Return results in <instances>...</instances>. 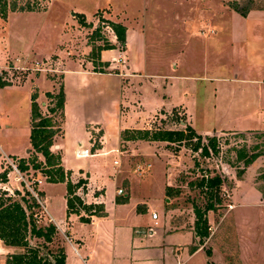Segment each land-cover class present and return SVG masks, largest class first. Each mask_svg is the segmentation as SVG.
I'll return each instance as SVG.
<instances>
[{"label":"rangeland","instance_id":"obj_1","mask_svg":"<svg viewBox=\"0 0 264 264\" xmlns=\"http://www.w3.org/2000/svg\"><path fill=\"white\" fill-rule=\"evenodd\" d=\"M5 2L7 7L13 4L16 9L29 4L34 10L12 12L6 9L5 19L0 18V83L5 85L0 87V157L3 152L9 158L1 163H6L2 167L11 172L9 179L5 177L4 182L0 179V195L3 193V198L19 201L20 196L27 192L29 197L25 198L29 203L33 198L39 206L31 211L36 226L51 224L40 213L39 184L31 181L32 170L20 173L21 179L17 175L15 160L24 157L30 148L29 98L35 94L40 114L60 125L57 113L49 114L47 111L54 100L48 99L45 93L56 94L59 91L63 64L64 69L70 71L76 68L77 63L72 59L77 58L81 65H85L88 59H96L93 52L97 47L106 45L122 51L110 24H119L125 31L137 29L146 45L145 71L149 75L156 73L188 78L179 87L183 94L181 99L165 90H156L157 94L152 96L144 84L138 92L127 90L119 112L117 104L110 108L107 101L113 94L116 95L114 103L119 101L113 81L89 77L85 86L111 92L104 91L95 100L91 95L82 99L77 81L67 77L66 90L75 116L79 117L75 107L80 104L87 118H98L101 112L105 113L101 119L108 135L109 149L116 148L118 127H141V130L148 128L150 131L183 130L190 122L180 109L174 112L160 110L148 118L154 107L170 109L178 103L186 107L196 133L218 128L243 131L201 135L200 144H207L209 137L216 139L218 151L209 152L208 156H201L199 150L191 151L195 138L179 144L123 142L119 144V153L112 151L94 160L88 157L77 159L70 153L69 166L80 164L84 172L89 171L94 180L104 186L106 198H115L118 187L124 197L129 195L139 204H146L145 221L139 217L134 221L128 218L121 222L118 218H123L124 213L119 215L116 212L117 222L95 227L82 225L76 220V214L67 213V236L56 232L52 242L44 245L42 240L26 236L28 246L39 247L42 256L48 252L55 254L56 247L60 246L65 264H83L82 260L86 264H264V0ZM232 8L245 11V16ZM74 14H83L85 27L77 22ZM131 36L129 31V57L137 62V58H133L137 54L134 52L135 44L130 41ZM87 46L90 51L84 53ZM115 55L116 52L106 51L102 58L110 60ZM118 61L123 69V58H118ZM105 64L103 67L95 66L94 70L90 65L88 71L117 73L115 68L107 67L108 62ZM38 90L42 91L40 98ZM164 95L169 99L163 98ZM159 100L163 101L161 106ZM174 117L183 119V123H178ZM248 129L254 130L244 131ZM70 132L82 142L86 140L83 126H72ZM90 132L92 152L99 147L101 130L96 128ZM59 138L60 134L53 138L51 147V151L57 154ZM72 147L70 144L69 149ZM237 151L244 154L241 160L237 159ZM256 152L260 156L245 166L244 161ZM27 157L28 152L23 159ZM113 159L120 164L118 168L112 165ZM37 160L42 162L40 158ZM10 161L15 170L9 165ZM83 171L75 173L72 181L68 178L70 173L63 172L73 188L72 196L79 200L73 204L74 211L88 218L86 206H91V212L103 213V194L102 191L95 192L92 184H88ZM34 175L41 182L39 188L48 202L50 215L60 218L64 214L66 217L62 207L65 186L43 183L46 180L40 172ZM214 176L220 180V185L212 191L214 210L204 213L208 235L200 240L194 233L193 207L202 210L207 196L195 184L201 177ZM8 181L12 187L5 185ZM166 182L170 186L168 189ZM14 187L15 190L12 189ZM122 195L119 198H123ZM150 211L157 215L155 222L150 221ZM143 221L145 227L142 226ZM115 226H133L135 231L149 229V232L143 236L130 229L123 234L114 232ZM148 234H151L149 239ZM79 238L86 249L80 248L75 241ZM0 246H3L1 242ZM4 248L7 251L0 249V264H4L8 255L23 251L16 247Z\"/></svg>","mask_w":264,"mask_h":264},{"label":"trees","instance_id":"obj_2","mask_svg":"<svg viewBox=\"0 0 264 264\" xmlns=\"http://www.w3.org/2000/svg\"><path fill=\"white\" fill-rule=\"evenodd\" d=\"M6 9L10 11H33V7L26 4L24 8L16 9L13 4L7 7L5 0H0V18L5 19ZM233 9V8H232ZM235 12L242 16H245V11H238L233 9ZM74 18H77V22L85 27L84 16L82 14H74ZM87 26V24H86ZM110 28L114 33L119 46L123 47L125 42V28L119 24H110ZM113 49L111 46L97 47L95 49L94 57L97 59L98 53L102 50ZM95 59V60H96ZM93 70L95 69L96 63L92 60ZM106 66V64H103ZM101 66V65H99ZM98 73H103L100 71H93ZM5 86L0 83V87ZM45 96L54 100L52 107L48 108L49 114H55L59 116V122L61 123L63 115L62 108L64 102V96L62 92V87L56 94L45 93ZM36 95L31 94L30 100V113H29V135L28 141L30 145V151H28L27 159H18L16 169L19 173H26L29 169L33 171L40 172L46 180V183L56 184L64 183L65 185V205L66 214H76L74 211V203H79V200L72 196L73 188L71 184L66 181L62 167L60 166V157L57 153L51 151L53 146V138L60 134V125L53 121L50 117H43L36 104ZM174 112V109H172ZM177 119L178 123H183V119ZM191 138H195L196 143L191 148V151L196 152L199 150L201 156H208L209 152L217 153L216 139L213 137L208 138L207 144H200L201 136L194 133V131L185 125L183 130H163L155 129L150 131L148 129H137V130H124L120 134V140L124 142L128 141H147V142H165V143H182L183 141H188ZM237 159L241 160L244 157L242 151H237ZM37 155H40L43 162L37 160ZM259 153L251 154L245 161L244 165H250L257 157ZM195 165V164H194ZM1 181H5V173L0 174ZM220 185V180L214 176L211 178L201 177L200 180L195 184V187L199 191L207 196V201L202 210L197 207H193V214L195 217L194 221V233L199 239H205L208 235L207 227L205 224L204 213L208 211H213L214 206L212 204V191L217 190ZM194 187V185H193ZM168 189V188H166ZM167 192V190H166ZM24 196H20L19 201L13 200L11 197L3 198L5 194L0 195V242L3 246L22 248L23 251L16 252L8 255L4 261V264H65V257L63 254V249L60 246L56 247L55 254H48L42 256L39 254V247H30L27 244L26 236L34 239L42 240L44 244H50L53 240V236L56 234V229L54 225L49 224L47 226L38 227L35 224V219L32 214V210L38 208V204L33 198L29 201L25 197H29L27 192H24ZM166 194V193H165ZM14 195L18 196V193L14 192ZM41 196L42 194L39 193ZM73 210V212L71 211ZM91 206L85 207V212L88 217L90 216H102L98 212H91ZM101 210V209H100ZM26 211H28L26 213ZM80 222L87 223L88 218H80ZM45 247V246H42ZM46 248V247H45ZM209 255V252L206 251Z\"/></svg>","mask_w":264,"mask_h":264},{"label":"crops","instance_id":"obj_3","mask_svg":"<svg viewBox=\"0 0 264 264\" xmlns=\"http://www.w3.org/2000/svg\"><path fill=\"white\" fill-rule=\"evenodd\" d=\"M83 15V14H82ZM85 18V17H84ZM129 31L132 32V36L130 41L132 42V44H135V50L134 52H136V56H133V58H137V62L136 61H132L131 57H129L130 54V48H129ZM125 42L123 47H121L122 51H119L118 49H110V50H102L98 53L97 59L94 60V62L96 63V66L101 65L100 67H103L106 62L109 63V65H107V67L109 66V69L115 68L117 70V73L114 75H110V74H104V73H98V72H89L88 71V67L91 65L93 68V64H92V60H87L85 65H81L79 60L77 58H74L72 60H74V62H76V68L73 70H68V69H64V64L62 66V73H61V87H62V92H63V96H64V102H63V108H62V121L60 123V138H59V146H57V149L59 151V157H60V166L62 167L63 171L70 173L71 176H69L68 178L70 179V181H72V177L74 176L75 173L79 172V171H83L82 170V166L80 164H76L74 167L73 166H69L70 162H69V158L68 155L71 153L74 155L75 158L77 159H83V158H92V160H94L95 158H100V157H105L107 155H109L112 151L114 153H119L118 151V147L120 143H123L124 141L120 140V131H124L127 129H137V128H120L118 127L115 133V137H116V148L114 149H109L107 147L108 144V140L106 137H108L105 126H104V120H102V116L105 114L103 112H101V117L99 116L97 117H90L87 118V115L84 114V110H83V106L78 105L75 107V109H78V113L79 117L73 114V112H71V100H69V95H68V91L66 90V85H65V80L67 77L71 76V78H74L77 81V84H79L80 88H79V93H81L82 99L85 98V95H91L92 98L95 100L97 99L99 96L102 95V93H104V91L107 92H111V90H94V89H90L88 86H85L87 84V82L89 81V77L91 79L95 78H105V80L107 79L108 82L113 81L114 82V88L116 93H118L119 95V101L114 103V98H115V94L112 95V97L109 99L108 98V104L110 105V108H112L114 106V104L118 105V111L120 112V105H122V102L124 101V97L127 96V90H133V92L135 91H140L142 88V84L147 85L149 87V90L151 91V93H153L152 96H154V94L157 92L156 90H165L167 91V93H172L175 94L176 96H178V99H181L182 97L181 94V90H179V87L183 86L184 82L186 81V79L188 77L185 76H174V75H168V76H163V75H156V73H151V75H149V73H147L146 70V58H147V51H146V45L144 43V40L141 38L140 33L137 31V29H126L125 31ZM90 50L88 48V46L86 47V49L84 50V53H88ZM116 52L115 56H112L110 58V60H106L102 58V55L106 52ZM122 52L125 53V55H122ZM123 58V62L125 63V66L122 69V64H119L118 58ZM57 61L59 62L60 65H62L60 63L59 58H57ZM94 80V79H93ZM147 80V81H145ZM53 85V83H51V86ZM78 86V87H79ZM113 88V89H114ZM176 89V90H175ZM42 91L38 90V94H39V98L40 93ZM51 93V92H50ZM157 94V93H156ZM168 95V94H167ZM183 96V94H182ZM169 96L164 95L163 98H166L167 100ZM165 99V100H166ZM37 100V97H36ZM162 100V99H161ZM159 100V103L161 106V103L163 101ZM164 100V99H163ZM166 100V101H167ZM176 110V109H180L182 110V114L186 115L188 121L190 122L189 127L194 131V129L191 126V120H190V115L188 114V111L186 110V107L183 106L182 104H177L175 106H172V108L170 109H164L163 107L159 108V107H154V110L152 111L151 116H149L148 118L150 119L155 112L157 111H163V112H168V110ZM29 111H30V100H29ZM113 112V111H112ZM119 114V113H118ZM85 116V117H84ZM147 118V119H148ZM146 119V121H147ZM148 119V120H149ZM146 123V122H145ZM73 127H77V126H83L85 129V135H86V140H84V142H82L79 137L74 136L71 132L70 129ZM99 129L101 130V134L99 137V147L93 149V151L91 152L90 147H92V144L90 142V138H91V130L93 129ZM138 129H141L138 128ZM145 129V128H144ZM148 129V128H147ZM228 130H232L235 132H243V131H239L238 129H213L211 131L207 130L203 133H196L194 131V133H196L197 135H208L209 133H219L220 131H228ZM254 129H248V130H244V131H251ZM69 138H72V140H70ZM75 142V143H74ZM129 142V141H128ZM135 142V141H134ZM138 145L140 144L139 141ZM73 143L75 144V146L73 145ZM127 143V142H125ZM152 144V142H150ZM71 144L72 149H69V145ZM30 150V148L28 149ZM27 150V152H28ZM27 152L26 155L24 157H17L15 160L17 161L20 158H25L27 156ZM154 153V152H153ZM42 160L43 159L40 155H37V159L39 158ZM9 160V158L7 156H5V154L3 152H1V157H0V173H5V177L9 179L10 177V173L6 167H2L4 164L7 165L6 163H1L3 162V160ZM41 162V163H42ZM116 163V164H115ZM92 165V164H91ZM112 165L114 167H119L120 164L113 159L112 160ZM31 169H29L30 171ZM33 171V170H32ZM38 171H33L31 172L32 174L30 175V177H32L33 179H31V181H36L39 186L41 185V182L38 181V179L35 178V175L33 177L34 173H37ZM84 172V171H83ZM28 173V171L26 172ZM24 174V173H22ZM85 174H88V177H86V179L88 180V184H92V186L95 188V192L98 191H102V206H103V213L102 216H90L88 217V222L87 223H82L80 222L79 218L83 217L82 215H75L76 220L81 223L82 225H88V226H92V225H101V224H107V223H115L116 221V217H115V213L118 212L119 215L121 213H124L123 218H118V220H122L121 222H124L126 219L128 220V218H130V220H136L139 217H142V219H145V215H146V204H139L137 201L132 200V197H130L129 195L125 197L122 195L124 193H122L121 195L123 196V198H125L126 200H122L123 198H119V196L121 195H117L115 196V198H106L105 196V189L104 186H102L99 182H97L96 180H94L93 176H91V173L89 171L84 172V176ZM17 175L23 179V177L21 176V174L19 172H17ZM29 176V175H28ZM29 182V181H28ZM46 183V182H43ZM131 183L128 185V190L131 186ZM2 184V183H0ZM5 184V183H4ZM62 185H64V183H60ZM89 184V185H90ZM10 185V187H12L11 182L8 181L5 184ZM38 186V190L39 193H41V212L43 214V216L46 217L47 221H49V223H51L52 225H54L56 232L63 234L65 233V235L67 236V228H68V218H67V214H66V205H65V197L63 196L62 199V207H63V211H65V216L63 214V217L60 218H56V217H52L50 215V213L48 212V202L45 199L44 193L43 191H41V189ZM65 186V185H64ZM165 187L169 188V183H165ZM93 188V189H94ZM13 190H15L16 188H12ZM119 188L116 187V190H118ZM116 193V191H115ZM169 199H167L168 201ZM166 201V202H167ZM140 206V207H137ZM136 208L138 209V212L136 211ZM168 211H170L169 209H166ZM171 212V211H170ZM150 214L154 213V211H150ZM169 213V212H168ZM172 213V212H171ZM155 214V213H154ZM73 215V214H72ZM157 220V215L155 217V219L151 218L150 215V221L155 222ZM145 221V220H144ZM141 222L142 226L145 227L146 224L145 222ZM96 227V226H95ZM114 228H117L116 230H114V232H120L123 233L126 230H131V232L136 233V234H140L144 236L145 232H149V229H146L144 232H139V231H135V227H130V226H115ZM174 233V232H173ZM176 233V232H175ZM149 236H151V234H148V239L150 238ZM141 237V236H140ZM169 237V235L167 234V238ZM192 237V236H191ZM68 237H67V239ZM79 247L82 249H86L85 248V243L83 242V240H75ZM177 247H182L184 248L185 246H177ZM0 249L2 251H7L5 250L4 246H0ZM76 252V250H75ZM76 255L79 257L78 253H76ZM79 260H77L78 262ZM83 261V264H86V262ZM81 262V261H80ZM82 264V263H81Z\"/></svg>","mask_w":264,"mask_h":264},{"label":"built area","instance_id":"obj_4","mask_svg":"<svg viewBox=\"0 0 264 264\" xmlns=\"http://www.w3.org/2000/svg\"><path fill=\"white\" fill-rule=\"evenodd\" d=\"M8 163H9V165H11L12 169L15 170V167H14V165H12L11 161L8 162ZM116 194H117V195H121V194H122L121 190L118 189V190L116 191ZM155 217H156V215H155L154 213H152V214H151V218H152V219H155Z\"/></svg>","mask_w":264,"mask_h":264},{"label":"water","instance_id":"obj_5","mask_svg":"<svg viewBox=\"0 0 264 264\" xmlns=\"http://www.w3.org/2000/svg\"><path fill=\"white\" fill-rule=\"evenodd\" d=\"M85 177H88V174H85Z\"/></svg>","mask_w":264,"mask_h":264}]
</instances>
